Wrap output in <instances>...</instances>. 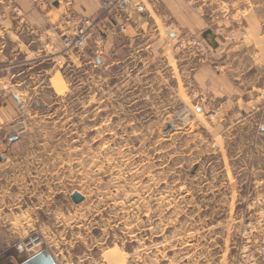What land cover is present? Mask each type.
Here are the masks:
<instances>
[{"label": "rangeland", "instance_id": "obj_1", "mask_svg": "<svg viewBox=\"0 0 264 264\" xmlns=\"http://www.w3.org/2000/svg\"><path fill=\"white\" fill-rule=\"evenodd\" d=\"M171 22L117 31L60 66L37 39L19 55L25 72L7 82L28 109L11 100L0 126V264H20L31 237L57 264H240L248 223L264 218V63L250 116L251 97L197 82L213 56Z\"/></svg>", "mask_w": 264, "mask_h": 264}, {"label": "crops", "instance_id": "obj_2", "mask_svg": "<svg viewBox=\"0 0 264 264\" xmlns=\"http://www.w3.org/2000/svg\"><path fill=\"white\" fill-rule=\"evenodd\" d=\"M11 2L23 9L24 19L14 17ZM5 6L7 10L4 7L0 13V64L8 63L9 66L5 76H0V82L24 74L25 69L18 68L15 61L19 55L29 57L38 53L34 44L40 41V35L60 42L57 26L68 11L88 17L101 12V0H48L45 11L33 0H8ZM169 19L176 23L178 33L196 36L213 56L198 64L197 72L192 74L197 82L217 98H234L240 103L242 98L251 97L250 103L255 104V108L249 111V115L256 114L261 108L263 95L253 97L252 94L261 90L256 82L260 79L258 70L264 63V50L259 60L253 54L264 40V0H138L129 9L128 30L137 33L150 20L159 21L164 27ZM101 31L106 34L107 43L114 45L112 37L116 31L108 22L101 26ZM170 34L175 37L173 32ZM44 72L48 74L50 70ZM22 82L18 81L16 85ZM16 94L0 101V126L14 118L15 111L10 103L11 100L18 103ZM261 131L264 132V125ZM22 254L21 261L33 255Z\"/></svg>", "mask_w": 264, "mask_h": 264}, {"label": "built area", "instance_id": "obj_3", "mask_svg": "<svg viewBox=\"0 0 264 264\" xmlns=\"http://www.w3.org/2000/svg\"><path fill=\"white\" fill-rule=\"evenodd\" d=\"M33 1L41 10H47L48 0ZM136 1L138 0H101V12L94 17L68 11L66 17L57 26L61 35L60 42H55L43 35L39 36L42 44L43 60L51 61L55 65L60 66L64 64L63 59L66 58L65 55L69 52L104 44L107 41V36L101 31V26L105 22H108L109 26L116 32L126 31L129 22V9ZM190 1L194 2L195 0ZM11 12L18 20L25 17L23 9L15 2H11ZM170 27L176 29L173 22L170 23ZM193 43L203 47L202 42L199 40H195ZM12 86L10 82H0V100L14 94L11 91ZM17 97L20 110L24 113L28 109L27 101L20 99L19 96ZM12 139L13 132H9L4 138V143L7 144ZM262 210L264 211V209ZM259 222L261 225L248 223L245 236L247 243L245 245L242 244L240 247L242 255L240 264H264V218H261ZM257 225L262 229L260 235H255V227ZM251 239L254 241L253 244L249 243ZM34 241L32 237L25 238L17 243V249L21 252H34V255L41 251H34Z\"/></svg>", "mask_w": 264, "mask_h": 264}, {"label": "water", "instance_id": "obj_4", "mask_svg": "<svg viewBox=\"0 0 264 264\" xmlns=\"http://www.w3.org/2000/svg\"><path fill=\"white\" fill-rule=\"evenodd\" d=\"M84 195L80 191H75L72 194V199L74 202L79 203L84 200ZM20 264H57L56 260L49 254L44 252H38L29 258L22 261Z\"/></svg>", "mask_w": 264, "mask_h": 264}, {"label": "bare ground", "instance_id": "obj_5", "mask_svg": "<svg viewBox=\"0 0 264 264\" xmlns=\"http://www.w3.org/2000/svg\"><path fill=\"white\" fill-rule=\"evenodd\" d=\"M37 243V242H36Z\"/></svg>", "mask_w": 264, "mask_h": 264}]
</instances>
